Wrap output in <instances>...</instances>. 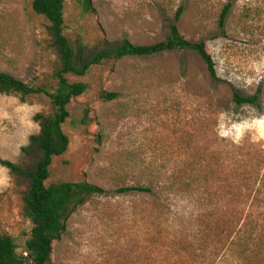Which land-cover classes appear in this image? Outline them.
Instances as JSON below:
<instances>
[{
    "label": "rangeland",
    "instance_id": "1",
    "mask_svg": "<svg viewBox=\"0 0 264 264\" xmlns=\"http://www.w3.org/2000/svg\"><path fill=\"white\" fill-rule=\"evenodd\" d=\"M32 0H0V71L30 84L53 85L58 56ZM232 3L224 27L222 6ZM184 11L178 20L179 5ZM77 0L64 2V34L89 45L123 38L162 40L171 23L203 41L218 78L190 50L103 62L71 81L88 83L68 105L67 151L52 159L48 185L88 181L101 187L71 214L53 242L55 264H264V139L232 123L264 115V0ZM230 86L259 95L236 105ZM101 91L115 92L102 100ZM86 122H82L84 110ZM45 97L0 95V160L16 162L48 111ZM223 124V129L221 125ZM0 167L7 169L2 166ZM0 184V232L24 251L31 223L22 214L26 183ZM141 185L149 192L121 193Z\"/></svg>",
    "mask_w": 264,
    "mask_h": 264
},
{
    "label": "trees",
    "instance_id": "2",
    "mask_svg": "<svg viewBox=\"0 0 264 264\" xmlns=\"http://www.w3.org/2000/svg\"><path fill=\"white\" fill-rule=\"evenodd\" d=\"M65 0H32L31 9L42 16L51 46L58 56V66L52 73L53 85L30 84L11 74L0 71V95H14L21 100L30 96H42L48 101L49 110L39 111L32 117L38 125V131L30 134L26 145L20 147V157L16 162L0 160L11 176L22 179L26 189L22 195V214L31 223L30 235L25 241L24 251L16 252L14 239L0 232V264H55L51 259L53 242L58 241L66 230V223L71 214L85 199L104 190L88 181H57L48 185L52 159L64 154L69 145V138L63 130V124L70 113L69 103L84 94L88 83L82 80L71 81L68 76L77 78L86 76L91 68L110 60L124 57L156 56L170 51H194L203 61L208 76L214 81L218 78L212 56L203 41H190L179 31L176 23H171L167 35L151 44H134L123 38L118 41H103L97 45L85 43L81 36L73 40L64 34ZM84 13H93L91 0H77ZM232 7L231 2L222 6L218 16V25L224 27ZM184 6H178L174 18L183 14ZM231 98L236 105L248 104L259 106V95H245L230 86ZM102 100H112L115 92L101 91ZM88 110H84L82 122L87 120ZM121 193L149 192L150 188L135 185L123 186Z\"/></svg>",
    "mask_w": 264,
    "mask_h": 264
},
{
    "label": "clouds",
    "instance_id": "3",
    "mask_svg": "<svg viewBox=\"0 0 264 264\" xmlns=\"http://www.w3.org/2000/svg\"><path fill=\"white\" fill-rule=\"evenodd\" d=\"M223 129V124L221 125ZM253 131L254 139H264V115L258 118H252L251 120H244L241 123H232L231 127L227 131H221L223 136H233V138L239 142L240 138L244 135L245 131ZM8 169L0 167V184L7 185L10 181V176L7 175Z\"/></svg>",
    "mask_w": 264,
    "mask_h": 264
}]
</instances>
